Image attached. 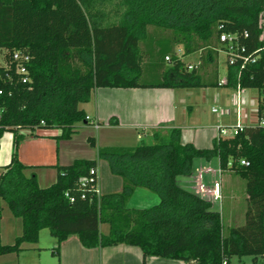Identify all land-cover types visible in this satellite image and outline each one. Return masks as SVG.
I'll use <instances>...</instances> for the list:
<instances>
[{"label":"trees","instance_id":"1","mask_svg":"<svg viewBox=\"0 0 264 264\" xmlns=\"http://www.w3.org/2000/svg\"><path fill=\"white\" fill-rule=\"evenodd\" d=\"M262 11L264 0H0V138L12 134L10 160L0 169V199L21 223L12 243L0 241V256L17 255L21 244L36 243L39 231L48 229L55 255L74 235L84 249L132 246L143 259L229 264L233 257H250L253 264H264ZM221 34L236 35L244 48L241 55L249 59L242 68L240 60H226L222 87L232 90L237 84L258 92L256 124L245 125L231 138H214L208 149L181 143L180 130L164 126L132 147H96L87 138L96 158L120 178L117 193L95 195L78 187L96 160L54 166L55 181L45 188L33 172L26 174L30 168L17 158L20 132L57 129V139L68 140L77 123H88L78 105L87 103L95 89L218 87L217 47L226 51ZM159 43L170 50L161 52ZM14 53L28 57L25 83L12 61ZM196 53L198 63L187 70L182 58ZM213 157L221 172L244 182L242 225L224 229L220 212L178 181L191 177L194 161ZM137 189L157 202L129 206Z\"/></svg>","mask_w":264,"mask_h":264},{"label":"crops","instance_id":"2","mask_svg":"<svg viewBox=\"0 0 264 264\" xmlns=\"http://www.w3.org/2000/svg\"><path fill=\"white\" fill-rule=\"evenodd\" d=\"M182 91L183 89H95L91 93V96L93 95L91 100V113H87L84 110L82 111L86 117L98 124L99 128L97 130L90 125H86L88 123L82 124L84 126L81 127L75 125V133L72 134L68 140L57 139L60 134V131L57 129H39L31 134L28 131H21L20 133L23 137L17 147L18 161L22 165L29 167L30 169L26 170V174L33 172L36 176L38 186L40 188H45L55 181L56 172L54 166L56 165L67 166L77 159L96 160L95 169L98 172L97 161L99 160L96 158V149L89 147L86 140L87 138H93L96 147L113 146L111 143L100 145L101 140L105 142L109 141L108 138L100 133L105 127L111 130L120 129L130 131V135L133 136L134 140L133 144L135 145L141 137L146 138V135H150L149 131L159 126H164V128H177L180 130V140L182 134H184L187 140H189V143L191 141L195 148L203 149L202 146H207L209 140L212 139L211 136L213 138L216 137L214 133V131L216 132V127L197 126L194 127V132H189V128L183 127L185 126L184 123L187 121H185L184 114L181 118V122L180 119L178 121L176 120L179 95H183ZM220 96H222L223 112H229L228 115H222V117L228 119L232 116V123H234L236 113L232 106V97L227 99L223 94L219 96L214 94L213 101L218 102ZM255 109L256 104L253 107L254 112ZM245 111L246 117L245 120H242V123L243 125H248L247 122L250 115L248 110ZM113 120L116 121V124L113 123ZM86 128L93 129L96 133L88 134L85 132ZM210 129L211 133L208 134L206 131ZM203 130L206 131L200 132ZM81 132L83 134H80ZM77 143H79V145ZM11 153L12 134L5 132L0 138V169L8 164ZM201 168L205 169L206 166L201 160H196L194 162L193 174L191 177L180 178L178 180L181 186L195 192V170ZM217 168L218 162L216 170ZM224 173L227 175L223 178ZM102 174H104V172L100 170V178L98 180V190L100 194H111L112 192H116L118 188H121V180L119 177L110 174L111 176H109V178L103 180L104 176H102ZM233 177L234 176L229 172H222L221 174V202L219 206H221L222 200L227 198L233 200L234 198L233 194H229L230 190H233L231 187V184L234 183ZM114 178L116 180H114ZM202 181L209 186L212 181V176H203ZM137 190L139 191V189ZM145 192L148 193L147 191ZM243 199L245 200V194ZM234 204L235 203L231 206L233 207ZM243 212L244 209L239 213V220H241ZM230 213H234L233 210H230ZM228 218L230 219L232 216ZM20 225L21 224H19V227L21 228ZM20 247L21 251L17 255L7 254L0 256V264H7L5 262L7 259L18 261L22 252L25 249H29V247L27 248L23 245ZM116 254L123 256V264H192L156 257H147L143 259L138 248L126 245H117L102 249H84L74 235L68 236L66 240L61 243L58 250L61 264H76L77 261H79L80 264H113L112 256ZM250 260L252 262V258ZM238 262L242 264L245 263V261L242 260H238ZM229 264L231 263L229 262Z\"/></svg>","mask_w":264,"mask_h":264},{"label":"rangeland","instance_id":"3","mask_svg":"<svg viewBox=\"0 0 264 264\" xmlns=\"http://www.w3.org/2000/svg\"><path fill=\"white\" fill-rule=\"evenodd\" d=\"M155 34V38H160V34ZM159 43L161 52L170 50V47L166 46L164 43ZM221 47H217V77L219 80L223 79L225 76V62L226 57L224 54V51L220 49ZM174 53L177 57L181 56V47L176 46L174 48ZM3 55V54H2ZM194 55V56H192ZM189 57L182 58V61L185 65L195 66L198 63V54H192ZM1 58L0 55V64H1ZM212 71V68L207 69V72ZM183 95H179V102L177 105V115L176 120L178 121L180 119V122L182 121V116L184 114L185 121L184 123L186 128H189V132H194V127L197 126H207V127H218L222 125H230L233 124V118L230 116L228 119L223 118L220 114L223 113L222 108V96L218 98V102L213 101V95H221L223 94L227 99H230L233 95V91L229 88L224 87H216V88H189V89H183L182 91ZM241 95L246 100V110L249 111V120L247 122L248 125H254L257 122V118L255 115V112L253 111V107L257 102L258 99V92L256 90H242ZM181 94V93H179ZM93 96V95H92ZM92 96L91 99L87 103L79 104L78 108L80 110H84L87 113H91L92 109ZM215 108L217 110L216 114L211 113V108ZM232 112V109H231ZM232 114V113H231ZM246 115V111L242 114ZM187 118V119H186ZM85 122L77 123L76 126H84ZM179 124V123H178ZM104 126V125H103ZM105 127V126H104ZM84 128V127H82ZM169 128V127H168ZM39 129H36L35 131H38ZM206 130L200 131L205 132ZM85 132L88 134H95L96 131L90 128H86ZM208 134L211 133V129L206 131ZM100 133L109 139L108 142H105L104 140L100 141V145H106L107 143H111L113 147H132L135 144H133V136H131V132L127 130H120V129H108L105 127ZM215 135L216 132L214 131ZM80 134H83L82 132ZM129 134V135H128ZM132 137V138H131ZM212 139L209 140L207 146H202L203 149L211 147L212 140L214 139L211 136ZM189 139V138H188ZM181 143H189V140H187L186 136L182 134L181 136ZM191 143V141H190ZM79 145V143H77ZM192 144V143H191ZM193 145V144H192ZM194 146V145H193ZM99 147V146H98ZM195 147V146H194ZM93 149V148H92ZM201 149V148H200ZM98 162V180L100 178V170L101 172H104L102 174L103 180L105 178H109L110 172L107 169L108 165L104 160H99ZM195 162V161H194ZM206 168L210 170H216L217 166V160L216 158H211L209 161L205 162L202 161ZM227 174H223L226 176ZM113 178V177H112ZM234 178V183L231 184V187L233 190H230L229 194H233L234 198L232 199H224L222 200L221 206L218 205L216 202H211V208L213 210L219 211L222 218V224L224 229L232 226H239L243 223V214L241 220H239V213L242 212V210L245 208V200L244 197V182L237 178ZM114 180H116L114 178ZM179 180V179H178ZM120 188L116 192H119ZM157 202V199L154 195L150 193H146L143 191V189H139V191H135L134 194L131 196V198L128 201V205L131 207H148L154 203ZM234 204L232 207L231 205ZM230 210H233L234 213H230ZM229 216H232V218H228ZM232 221V222H230ZM20 219L16 218L11 215V213L8 211L5 203L0 199V241L3 244H9L12 243L13 239L20 235L21 228L19 227ZM21 226V225H20ZM101 230L103 232L106 231V226H102ZM24 247H29V249H25L22 254L20 255V259L18 261L16 260H5L7 264H61L60 263V257L59 255L52 254V249L55 246V240L50 236L48 229H41L38 233V239L37 242L34 244L29 243H23L21 244ZM34 247V248H32ZM10 258V257H9ZM250 257H243L241 259L238 258H231L230 263L231 264H242L239 263L238 260L245 261L244 264H253L250 260ZM112 263L113 264H123V256L120 254H116L112 256ZM75 264V263H74ZM76 264H80L79 261H77ZM86 264V263H84Z\"/></svg>","mask_w":264,"mask_h":264},{"label":"built area","instance_id":"4","mask_svg":"<svg viewBox=\"0 0 264 264\" xmlns=\"http://www.w3.org/2000/svg\"><path fill=\"white\" fill-rule=\"evenodd\" d=\"M258 26L261 30L259 39L261 41H264V11H262L258 18ZM247 35L244 33L242 37H246ZM219 42L223 44V46L226 48V51H224L226 60L229 64H232L236 59L241 61L240 68L243 67L245 63L249 61L248 58L243 57L241 53L244 52V48L242 45L239 44L238 37L236 35H226L221 34L219 36ZM238 50V53H237ZM165 61H168V58H164ZM12 61L17 62L16 65V71L19 75L22 76L21 83H25L27 81L26 69L24 67V64L28 62V57L26 55H19L17 53H14L12 55ZM254 59H251L250 62L252 63ZM193 66L188 65L187 70H191ZM225 78L218 81L217 85L218 87H222L225 84ZM233 95L231 98L232 106L235 109V122L232 125L226 126H218L216 127V139H226L231 138L234 135H236L239 131L242 130V128L245 126L242 123V120H245L246 115H242L245 112L246 107V100L241 95V89L236 84L235 88L232 89ZM211 113L216 114L217 110L215 108H211ZM229 112L225 111L221 113L220 115H228ZM85 121L90 124L95 130L99 128L98 124L91 121L88 117H85ZM40 125H43L42 122H40ZM260 125H264V122H260ZM240 165L246 166L247 163L244 161L239 162ZM230 166V163L227 164V167ZM195 193L200 195L201 197L207 199L210 203L216 202L218 205H220L221 202V188H220V177H221V170L217 168L216 171L210 170L208 168H201L199 170H195ZM203 176H212V181L210 182V185H206L203 183L202 178ZM78 187L80 189H86L88 188L91 190L95 195H100L98 190V176L96 169H89L86 176L79 178L78 180ZM65 197L71 202L72 198L65 194Z\"/></svg>","mask_w":264,"mask_h":264}]
</instances>
